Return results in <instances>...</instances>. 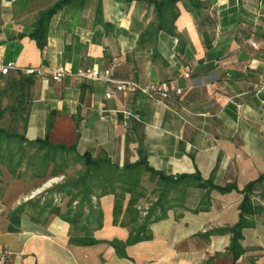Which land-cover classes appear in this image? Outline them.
<instances>
[{
  "label": "crops",
  "instance_id": "1",
  "mask_svg": "<svg viewBox=\"0 0 264 264\" xmlns=\"http://www.w3.org/2000/svg\"><path fill=\"white\" fill-rule=\"evenodd\" d=\"M59 1L0 0L2 58L44 70L34 78L25 138L74 146L80 157L119 168L144 159L164 176H199L234 189L189 186L183 208L152 223L149 241L121 246V258L110 242L124 243L128 229L113 224L112 195L98 199L97 243L72 245L70 237L83 233L64 221L69 198L55 191L63 198L52 201L59 213L38 214L32 191L40 179L2 174L0 249L9 256L0 264H264V0H71L48 18L40 49L33 34ZM57 67H113L116 80L173 81L182 95L175 103L142 94L106 99L108 83L55 82L49 71ZM252 182L259 210L241 231L234 261L225 231L239 222L240 192ZM204 202L207 211L195 212ZM88 248L98 249L94 259Z\"/></svg>",
  "mask_w": 264,
  "mask_h": 264
},
{
  "label": "trees",
  "instance_id": "2",
  "mask_svg": "<svg viewBox=\"0 0 264 264\" xmlns=\"http://www.w3.org/2000/svg\"><path fill=\"white\" fill-rule=\"evenodd\" d=\"M70 1L61 0L46 13L45 20L42 21L41 26L33 34V38L40 49H43L46 44L48 18ZM34 78L21 73L0 76V83H2L0 85V124L5 117V113L9 111L10 123L20 124L22 131H25ZM2 137H8V141L4 143ZM13 139L18 140V145H11L9 140L12 141ZM28 149L37 150V153L42 151L43 156L41 158L25 157V151ZM60 153L74 154L80 157L74 146L69 148L61 145L53 146L48 143L47 139L28 141L24 134H8L0 128V176L3 174V169L10 176H20L22 166L25 164L26 169L32 171L33 178L42 179L46 176L51 165L53 168H57L56 156ZM81 158L89 166L88 176L69 180L55 188L57 193H64L69 198L67 213L63 217L64 221L70 225L74 232L83 233L82 237L78 235L70 237L69 243L78 246L97 243L92 237V232L101 228L102 212L99 209L98 199L106 195H112L114 197L113 224L128 229V238L124 243L110 242V245L116 249L118 256L121 258L126 257L121 246L127 247L139 242L149 241L151 239L149 226L152 223L165 219L166 213L170 209L183 208L185 191L189 186L215 190L219 193H227L234 189V187L221 188L211 181L201 180L199 176H164L148 167L144 159L138 164L125 165L123 168H119L107 158L92 159L88 154L81 156ZM59 161L62 165L65 163V158L61 157ZM17 171L19 173L16 175ZM145 173L149 175L148 179L142 181V174ZM52 177H57L54 175V170L52 171ZM254 184L255 182L248 184L240 192L243 199L239 206V222L225 231L231 234L229 252L232 253L234 261L242 254V249L239 246L241 231L252 226L249 218L259 210V207L254 206L249 195ZM149 189H152L150 194L148 193ZM126 196H128V201L124 208ZM152 196L155 197V201L150 203V208L146 211V215L142 217L140 209L143 208L144 204H147L148 198ZM93 198H95V201H93ZM141 201L142 206L140 205ZM74 202H76V205L73 207ZM208 203H202L195 212L207 211ZM32 205H34V209L38 211V214H42L46 209L54 214L59 213V209L53 204L52 199L41 202L40 198H35ZM91 223H96L97 226L91 228Z\"/></svg>",
  "mask_w": 264,
  "mask_h": 264
},
{
  "label": "built area",
  "instance_id": "3",
  "mask_svg": "<svg viewBox=\"0 0 264 264\" xmlns=\"http://www.w3.org/2000/svg\"><path fill=\"white\" fill-rule=\"evenodd\" d=\"M44 70L42 68H25L18 69L14 62H5L0 53V76H7L11 73H21L25 76H41ZM114 68L110 67L105 70L95 68L77 69L72 71L65 67H57L49 71L52 81L59 82L64 78L78 79L83 81H104L111 86V90L106 94V99H111L114 93L121 94H142L151 99H159L175 103L176 99L182 95V89L178 88L173 81H167L159 84L140 85L133 81H119L114 79ZM189 77V73L184 75ZM32 198H35L32 196ZM62 197L57 195L54 204H59ZM95 201V199H93ZM9 256L8 251L0 249V262H5Z\"/></svg>",
  "mask_w": 264,
  "mask_h": 264
},
{
  "label": "rangeland",
  "instance_id": "4",
  "mask_svg": "<svg viewBox=\"0 0 264 264\" xmlns=\"http://www.w3.org/2000/svg\"><path fill=\"white\" fill-rule=\"evenodd\" d=\"M0 85H2V83H0ZM10 120H11L10 113L9 111H7L5 113V117L2 123L0 124V128L8 132V134H13V133H17L18 135L24 134V132L22 131L21 125L18 123L11 124ZM2 138H3L2 140L4 141V143L8 141V137H2ZM9 142L11 143V145H15V144L18 145L17 139H13L12 141L9 140ZM25 152H26L25 157L41 158L43 156L42 151L37 153V150H34V149L33 150L28 149ZM61 157L65 158V163L62 165H60V161H59ZM56 159H57V164H56L57 168H53V166L51 165L47 171L46 176L40 179L36 187L33 189L32 196H34L35 198L37 199L44 198L45 201L52 199V201L54 202L55 197L57 196L54 194V191H56L55 188L57 186L64 184V182H68L69 180H72V179L73 180L79 179L81 176H88L87 170L89 166L86 165L85 160H83L81 157H77L74 154L67 155V154L60 153L59 155L56 156ZM53 170H54V175H56L57 177H52ZM2 173L5 176H7L8 172L5 169H3ZM17 173H19V171L16 172V175ZM20 176H33V174H32V171L26 169L25 164H23ZM30 196H31V193H30ZM154 201H155V197L152 196L148 198L147 205L144 207L145 211H142V217L146 215V211L151 206L150 203ZM60 203L62 202H59V204ZM97 250L98 249H94V248L87 249L90 259L91 258L94 259L96 257Z\"/></svg>",
  "mask_w": 264,
  "mask_h": 264
}]
</instances>
